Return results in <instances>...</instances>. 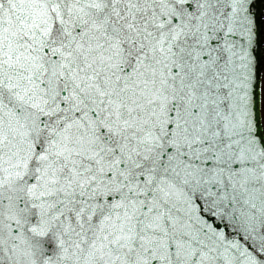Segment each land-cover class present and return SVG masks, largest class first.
Returning a JSON list of instances; mask_svg holds the SVG:
<instances>
[{"label": "snow or ice", "instance_id": "6c2138e0", "mask_svg": "<svg viewBox=\"0 0 264 264\" xmlns=\"http://www.w3.org/2000/svg\"><path fill=\"white\" fill-rule=\"evenodd\" d=\"M0 264H264V0H0Z\"/></svg>", "mask_w": 264, "mask_h": 264}]
</instances>
